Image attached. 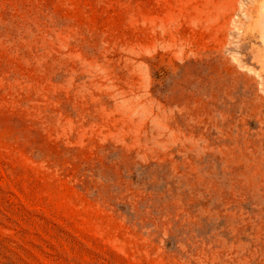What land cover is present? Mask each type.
<instances>
[{
	"label": "rangeland",
	"instance_id": "374dc122",
	"mask_svg": "<svg viewBox=\"0 0 264 264\" xmlns=\"http://www.w3.org/2000/svg\"><path fill=\"white\" fill-rule=\"evenodd\" d=\"M251 1L0 0V264H264Z\"/></svg>",
	"mask_w": 264,
	"mask_h": 264
},
{
	"label": "bare ground",
	"instance_id": "6f19581e",
	"mask_svg": "<svg viewBox=\"0 0 264 264\" xmlns=\"http://www.w3.org/2000/svg\"><path fill=\"white\" fill-rule=\"evenodd\" d=\"M248 14L250 20H249V24L246 26L244 30V33L246 34V38H249L252 41H259V43L263 46L264 49V0H252ZM217 22H218L217 19L213 20L209 18L207 22L204 25H202V28L205 29L206 32L211 31L217 25ZM259 35L260 37L258 38ZM258 55L261 56V58L262 57L264 58V53L263 54L258 53Z\"/></svg>",
	"mask_w": 264,
	"mask_h": 264
}]
</instances>
